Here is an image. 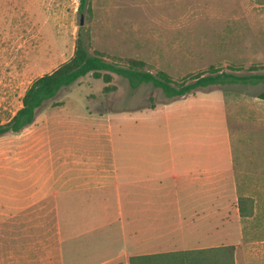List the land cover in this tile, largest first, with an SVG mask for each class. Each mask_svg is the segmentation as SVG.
Instances as JSON below:
<instances>
[{
    "label": "rangeland",
    "instance_id": "rangeland-1",
    "mask_svg": "<svg viewBox=\"0 0 264 264\" xmlns=\"http://www.w3.org/2000/svg\"><path fill=\"white\" fill-rule=\"evenodd\" d=\"M80 3L0 0V123L22 106L33 80L73 55L80 31L90 51L123 66L130 58L143 60L146 69L166 71L177 83L211 66L264 74V0H89L84 10ZM113 83L117 89L106 93L104 81L89 74L49 100L34 124L1 136V185L8 184L3 173L11 156L31 155L48 129L57 136L60 114L68 121L89 115L95 123L104 113L105 140H112L106 149L121 167L135 165L144 136L159 156L160 149L166 158L203 149L209 164L222 154L227 166L232 131L238 186L256 195L257 206L242 222L237 257L239 264H264L256 255L264 249V81L211 85L173 99L152 83L132 88L117 74ZM153 105L158 109L150 110Z\"/></svg>",
    "mask_w": 264,
    "mask_h": 264
},
{
    "label": "crops",
    "instance_id": "crops-1",
    "mask_svg": "<svg viewBox=\"0 0 264 264\" xmlns=\"http://www.w3.org/2000/svg\"><path fill=\"white\" fill-rule=\"evenodd\" d=\"M103 115L88 123L89 115L60 114L54 139L48 129L31 155L4 166L0 264H129L134 255L223 245H235L239 264L242 222L257 206L242 216L240 197L256 195L238 186L232 131L227 166L222 154L209 164L203 149L159 156L144 136L135 165L121 167L107 152Z\"/></svg>",
    "mask_w": 264,
    "mask_h": 264
},
{
    "label": "trees",
    "instance_id": "trees-1",
    "mask_svg": "<svg viewBox=\"0 0 264 264\" xmlns=\"http://www.w3.org/2000/svg\"><path fill=\"white\" fill-rule=\"evenodd\" d=\"M88 4L89 0H81L80 10H84ZM145 67L146 63L143 60L130 58L128 65L123 66L106 59L96 50L90 51L80 31L73 55L53 71L32 81L23 95L22 106L7 122L0 123V137L7 133H20L34 124L39 111L49 100L54 99L64 88L75 84L89 74L104 81L106 93L117 89V85L113 83L114 76L117 74L126 78L132 88H137L143 83H152L171 99L211 85L264 81V74L261 73L241 74L211 66L208 72L192 75V81L177 83L166 71L153 72ZM259 97L264 99V92L260 93ZM239 204L243 217L253 215V198L241 196ZM235 251V245H223L178 252L134 255L129 258V264H236ZM115 264H124V262L119 261Z\"/></svg>",
    "mask_w": 264,
    "mask_h": 264
},
{
    "label": "water",
    "instance_id": "water-1",
    "mask_svg": "<svg viewBox=\"0 0 264 264\" xmlns=\"http://www.w3.org/2000/svg\"><path fill=\"white\" fill-rule=\"evenodd\" d=\"M84 23V14H82V16H81V24H83Z\"/></svg>",
    "mask_w": 264,
    "mask_h": 264
}]
</instances>
